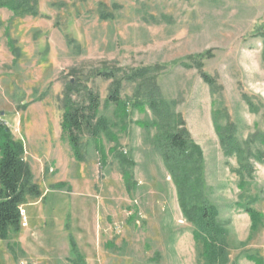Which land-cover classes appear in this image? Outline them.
Segmentation results:
<instances>
[{"label":"rangeland","instance_id":"obj_1","mask_svg":"<svg viewBox=\"0 0 264 264\" xmlns=\"http://www.w3.org/2000/svg\"><path fill=\"white\" fill-rule=\"evenodd\" d=\"M33 5L37 16L0 8V121L23 146L40 191L21 207L20 232L0 241V264H203L151 145L152 115L131 104L136 82L126 77L144 67L156 68L162 98L202 153L205 194L226 231L227 264L264 262V164L253 165L242 189L236 161L223 156L212 123L215 107L240 141L264 134V0ZM189 58L216 81V91ZM113 79L121 83L118 105L107 102ZM69 82L76 103L88 91L97 95V118L109 127L97 140L83 133L81 162L60 128ZM253 148L264 152V145ZM120 153L132 168L120 164ZM246 205L262 216L255 231Z\"/></svg>","mask_w":264,"mask_h":264},{"label":"trees","instance_id":"obj_2","mask_svg":"<svg viewBox=\"0 0 264 264\" xmlns=\"http://www.w3.org/2000/svg\"><path fill=\"white\" fill-rule=\"evenodd\" d=\"M33 1L0 0V8H7L16 16H37ZM189 59L195 63L194 58ZM195 66L200 69L203 82L211 90L217 88L216 81L201 71V64L195 63ZM98 74L104 79L114 76L106 72ZM156 77V68L150 67L137 69L127 75V80L136 82L131 104L138 109L147 107L152 115L153 121L147 125L155 130L151 145L171 177L183 217L193 227V238L201 247L203 264H227L226 231L218 221L216 208L208 202L205 194L202 153L191 139L181 115L175 112L171 103L162 98L155 82ZM113 81L107 102L118 105L121 83L114 79ZM72 94L73 85L69 82L62 99L60 128L74 159L81 162L83 156L80 140L83 133H88L89 138L97 140L102 134H109V127L105 120L97 118L99 99L96 94L88 91L84 103L74 102ZM247 103L251 107L248 101ZM222 118L223 113L214 107L212 123L222 154L235 159L237 169L234 172L239 176V186L243 189L244 177L253 173V165L256 162L264 164V152L253 148L256 144L264 145V134L257 131L246 140L240 141L236 137L235 126L228 119L222 124ZM109 152L117 154L115 148ZM23 155L21 143L14 141L10 131L0 121V241H5L10 234L20 232L21 207L28 200L40 197L39 188L33 182L32 173ZM118 155L122 166H134L123 154ZM101 156L104 158V154ZM125 178L129 183L127 175ZM244 210L250 218L251 230L255 231L261 225L262 216L248 205ZM72 249L75 251L74 246ZM252 260L255 264H264L260 258L255 257Z\"/></svg>","mask_w":264,"mask_h":264}]
</instances>
